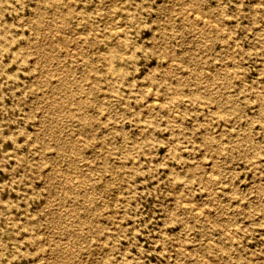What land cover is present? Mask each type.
<instances>
[{
    "label": "rangeland",
    "instance_id": "374dc122",
    "mask_svg": "<svg viewBox=\"0 0 264 264\" xmlns=\"http://www.w3.org/2000/svg\"><path fill=\"white\" fill-rule=\"evenodd\" d=\"M209 261L264 264V0H0V264Z\"/></svg>",
    "mask_w": 264,
    "mask_h": 264
},
{
    "label": "bare ground",
    "instance_id": "6f19581e",
    "mask_svg": "<svg viewBox=\"0 0 264 264\" xmlns=\"http://www.w3.org/2000/svg\"><path fill=\"white\" fill-rule=\"evenodd\" d=\"M64 3H65V2H64ZM185 9H186V8H185ZM188 9H191V8L188 7ZM73 11H75V10H73ZM186 12H187V11H186ZM182 14H184V13H182ZM185 15H186V13H185ZM185 15H184V16H185ZM200 15H201V14H200ZM204 15H205V14H204ZM204 15H203V16H204ZM187 16H188L187 18H189V19H191V20L201 21V22H203V23H205V24H208V26H209V24H210V23H209L210 21L208 22V21H206V19H204L203 17L199 16L198 11L196 12V11H192V10H191L190 12H187ZM205 16H206V15H205ZM206 17H208V16H206ZM206 17H205V18H206ZM208 18H209V17H208ZM57 19H58V18H57ZM210 19H212V18H210ZM115 20H116V19H115ZM116 21H117V20H116ZM123 22H124V21H123ZM121 23H122V22H121ZM192 23H193V22H192ZM211 23L213 24V22H211ZM215 23H216V22H215ZM113 24H117V23H113ZM104 25H105V24H104ZM123 25H124V24H123ZM192 25H193V24H192ZM194 25H195V24H194ZM199 25H200V24H199ZM213 25H214V24H213ZM217 25H218V23H217ZM119 26H120V25H119ZM112 27L114 28L113 25H112ZM213 27H214V26H213ZM217 28H218V27H217ZM115 29H116V28H115ZM119 29H120V27H119ZM113 30H114V29H113ZM53 31H54V30H53ZM115 31H116V30H115ZM77 32H78V31H77ZM77 32H76V33H77ZM95 32H96V29H95ZM73 33H74V32H73ZM78 33H79V32H78ZM51 34H52V33H51ZM54 34H55V33H54ZM101 34H102V33H101ZM52 35H53V34H52ZM97 36H98V35H97ZM116 36H117V35H116ZM77 37H78V36H77ZM117 38H118V37H117ZM80 39H81V37H80ZM200 39H201V38H200ZM202 39H203V38H202ZM202 39H201V40H202ZM48 40H49V39H48ZM79 41H80V40H79ZM80 42L82 43V41H80ZM80 42H79V43H80ZM63 46H64V45H63ZM77 46H78V45H77ZM77 46H76V47H77ZM81 46H82V45H81ZM230 46H231V45H230ZM64 47H65V46H64ZM69 47H70V46H69ZM122 48H123V47H122ZM124 48H125V47H124ZM128 48H129V47H128ZM70 49H71V48H70ZM73 49H74V48H73ZM73 49H72V51H73ZM74 50H75V49H74ZM118 50H119V49H118ZM121 50H123V49H121ZM129 50H130V49H129ZM129 50H128V51H129ZM125 52H127V51H125ZM76 53H77V52H76ZM119 53H121V52H119ZM122 54H124L123 51H122ZM125 54H126V53H125ZM68 55H70V54L68 53ZM76 55H77V54H76ZM49 58H50V57H49ZM47 59H48V58H47ZM171 59H172V58H171ZM171 59H170V60H171ZM168 61H169V60H168ZM166 62H167V61H166ZM167 63H168V62H167ZM169 63H170V61H169ZM168 65H169V64H168ZM175 65H176V64H175ZM175 65H174V66H175ZM229 68H230V67H229ZM229 68H228V69H229ZM61 69H62V68H60V70H61ZM61 71H63V69H62ZM183 71H184V70H183ZM59 73H60V72H59ZM145 84H146V83H145ZM147 84H148V83H147ZM147 84H146V85H147ZM138 85L141 86V84H138ZM142 85H143V84H142ZM148 85H149V84H148ZM148 85H147V86H148ZM147 86H146V87H147ZM149 87H150V86H149ZM50 93H51V92H50ZM50 95H51V94H50ZM51 97H52V95H51ZM49 98H50V97H49ZM76 98H77V97H76ZM148 99H151V98H148ZM85 100H86V99H85ZM160 101H161V100H160ZM73 102H74V101H73ZM66 104H67V103H66ZM66 104H65V105H66ZM121 104H123V103H121ZM143 104H144V103H143ZM145 104H146V103H145ZM147 104H148V105H154L155 102L152 101V100H148V103H147ZM80 105H81V104H80ZM80 105H79V106H80ZM66 106H67V105H66ZM145 107H146V106H145ZM60 108H61V107H60ZM73 109H74V108H73ZM145 109H146V108H145ZM66 110H67V109H66ZM171 110H172V109H171ZM99 111H100V110H99ZM174 111H175V110H174ZM174 111H173V113H174ZM69 112H70V111H69ZM171 112H172V111H171ZM175 112H176V111H175ZM218 113H219V112H218ZM171 116H172V115H171ZM242 116H243V115H242ZM174 117H175V116H174ZM74 134H75V133H74ZM76 136H77V135H76ZM73 137H74V136H72V139H73ZM77 138H79V137L77 136ZM84 138H85V137H84ZM74 139H75V138H74ZM71 141H72V140H71ZM102 153H103V152H102ZM102 155H103V154H102ZM212 160H213V159H212ZM214 160H215V159H214ZM211 162H213V161H211ZM211 164H212V163H211ZM86 170H87V169H86ZM87 171H88V170H87ZM208 173H209V172H208ZM208 173H207V174H208ZM210 174H211V173H209V175H210ZM79 176H80V175H79ZM66 177H67V176H66ZM207 177H210V176H207ZM52 178H53V177H52ZM75 178H76V177H75ZM204 178H205V177H204ZM71 179H72V178H71ZM205 179H206V178H205ZM205 179H204V180H205ZM64 180H65V179H64ZM260 180H261V179H260ZM69 188H71V187H69ZM214 188H215V187H214ZM213 190H215V189H213ZM215 192H216V191H215ZM217 192H218V191H217ZM215 194H216V193H215ZM182 202H183V201H182ZM187 202L190 203L191 201H187ZM183 203H184V202H183ZM179 204H180V203H179ZM184 204H185V203H184ZM193 207H195V206H193ZM195 208H197V207H195ZM197 209H199V207H198ZM234 209H235V208H234ZM195 210H196V209H195ZM219 211H220V210H219ZM221 212H222V211H221ZM203 215H204V214H203ZM207 218H208V216H207ZM207 218H206V219H207ZM226 220H227V219H226ZM79 221H80V219H79ZM205 221H206V220H205ZM207 221H208V219H207ZM217 221H218V220H217ZM227 221H228V220H227ZM216 223H217V222H216ZM218 223H219V222H218ZM70 224H71V223H70ZM224 229H225V228H224ZM224 229H223V230H224ZM225 231H226V230H224V231H222V232H225ZM226 232H227V231H226ZM232 237H233V236H232ZM206 240L208 241L207 238H206ZM206 240H205V241H206ZM209 242H210V241H209ZM206 243H207V242H206ZM174 247H175V246H174ZM72 250H73V249H72ZM184 250H185V248H184ZM185 251H186V250H185ZM188 251H189V250H188ZM231 256H232V255H231ZM66 257H67V256H66ZM195 257H196V256H195ZM203 257H205V256H203ZM200 258H201V257H200ZM201 259H202V258H201ZM216 262H217V261H216ZM209 263H212V261H211V262L209 261ZM217 263H218V262H217ZM212 264H214V263H212Z\"/></svg>",
    "mask_w": 264,
    "mask_h": 264
}]
</instances>
